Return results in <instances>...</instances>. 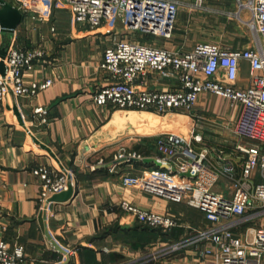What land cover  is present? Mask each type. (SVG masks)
I'll return each instance as SVG.
<instances>
[{
    "label": "crops",
    "instance_id": "obj_1",
    "mask_svg": "<svg viewBox=\"0 0 264 264\" xmlns=\"http://www.w3.org/2000/svg\"><path fill=\"white\" fill-rule=\"evenodd\" d=\"M6 1L17 5L15 0ZM177 1L180 9L170 39L124 35L127 31L119 24L92 29L73 22L69 11L57 9L46 21L22 13L14 31L0 26V49L43 51L42 59L24 72L25 84L52 81L34 96L11 94L0 103V240L21 245L35 260L30 264H59L64 249L70 248L77 251L69 259L71 264H201L189 250L156 260L151 255L187 238L193 229L208 226L204 214L185 201L126 186L123 178L156 167L144 159L157 156V138L173 128L187 130L188 142L198 150L207 147L214 160L223 164L227 158L240 168L243 154L235 150L231 135L239 107L210 93L200 95L192 114L119 109L94 100L113 79L100 64L105 50L119 40L133 39L181 53L202 41L234 50L254 45L246 23L250 15L243 10L240 18L236 16L237 0H207L202 10L191 7L194 0ZM204 32L210 35L205 40ZM249 76L250 66L244 61L240 88L251 86ZM138 86L174 91L180 83L177 77L165 79L151 72ZM40 106L48 109L47 122L35 114ZM195 134L202 135L201 143L194 140ZM123 147L141 158L117 162L115 156ZM38 166L67 170L74 182L69 191L53 196L48 212L39 201L41 180L33 173ZM123 200L171 216L178 225L170 231L144 226L119 207Z\"/></svg>",
    "mask_w": 264,
    "mask_h": 264
},
{
    "label": "built area",
    "instance_id": "obj_2",
    "mask_svg": "<svg viewBox=\"0 0 264 264\" xmlns=\"http://www.w3.org/2000/svg\"><path fill=\"white\" fill-rule=\"evenodd\" d=\"M26 16L48 20L54 10H67L73 22L99 28L119 24L122 31L142 33L170 39L176 28L180 4L177 0H15ZM207 0H194V10L205 8ZM238 1L239 13L246 10V21L254 34V45L234 50L214 42L202 41L188 52L155 47L133 39H122L104 52L100 68L113 79L101 88L94 100L114 108L138 111L154 110L166 114L180 110L192 114L203 93L219 95L239 107L231 127L234 148L243 154L239 166L225 158L223 164L210 156L207 147L192 146L182 133L167 132L156 140L155 157L167 168H146L123 178L126 186H139L147 192L170 200L185 201L200 210L208 226L195 228L187 238L172 243L159 254L189 250L201 264H264V0ZM37 48L0 49V103L11 95L34 96L52 85L51 80L27 85L24 72L32 69L43 57ZM250 66L251 86L240 88L238 80L242 62ZM160 77H177L174 91H161L138 86L149 73ZM48 109L37 107L35 114L47 122ZM194 130V127H193ZM181 132V131H180ZM194 140L201 143V134ZM245 139L247 143H243ZM141 158L123 147L115 159ZM33 173L41 180V209L49 211L56 194L69 191L74 182L67 170L38 166ZM190 173V176L186 174ZM119 207L151 228L170 231L178 221L123 200ZM59 264H71L76 249H64ZM21 245L11 246L0 240V264H30ZM35 261V260H34Z\"/></svg>",
    "mask_w": 264,
    "mask_h": 264
},
{
    "label": "water",
    "instance_id": "obj_3",
    "mask_svg": "<svg viewBox=\"0 0 264 264\" xmlns=\"http://www.w3.org/2000/svg\"><path fill=\"white\" fill-rule=\"evenodd\" d=\"M22 19H23V14L16 6L10 4L6 0H0V26L2 27L3 30L14 31L21 23ZM0 71L4 72V67L2 64H0ZM131 159L133 160L137 158H130L128 160ZM144 162L155 163V165L157 166L167 168V165L162 164L156 158H145ZM186 175L190 176V173H187Z\"/></svg>",
    "mask_w": 264,
    "mask_h": 264
},
{
    "label": "rangeland",
    "instance_id": "obj_4",
    "mask_svg": "<svg viewBox=\"0 0 264 264\" xmlns=\"http://www.w3.org/2000/svg\"><path fill=\"white\" fill-rule=\"evenodd\" d=\"M246 33L247 34H249L250 33V31L246 28ZM131 34V32H125V34L124 35H130ZM136 34H139L140 35V33L139 32H136ZM203 40H205V39H207V37L209 38V34H207L206 35V33L204 32L203 33ZM150 37H152V36H150ZM174 130H172V132H177L176 130V128H173ZM181 131V132H180ZM177 133H182V134H184V136H187L188 135V131L187 130H185V129H181V130H179V132H177Z\"/></svg>",
    "mask_w": 264,
    "mask_h": 264
}]
</instances>
